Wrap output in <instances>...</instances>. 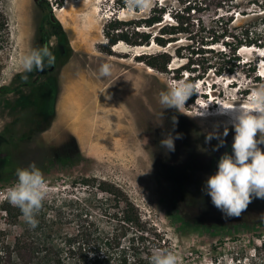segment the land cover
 I'll use <instances>...</instances> for the list:
<instances>
[{"label":"rangeland","instance_id":"1","mask_svg":"<svg viewBox=\"0 0 264 264\" xmlns=\"http://www.w3.org/2000/svg\"><path fill=\"white\" fill-rule=\"evenodd\" d=\"M156 1L185 9L264 0H151L150 7L132 13L125 0H0L9 22V42L0 52V88H6L0 94V230L10 242L27 223L21 217L13 225L3 210L13 206L7 190L17 181V169L35 165L50 189L39 212L48 207L65 232L73 230L70 215L77 207L96 204L94 185L106 181L124 190L143 220L165 234L179 264H229L243 248L250 253L261 245L264 210L255 206L264 199L253 196L240 216H228L212 204L205 182L232 151L234 122L224 113L235 110L225 108L245 104L263 82L243 74L211 75L198 82L195 99L181 113L159 103L180 60L169 73H159L138 60L160 50L156 46L120 42L111 55L101 50L112 17H145ZM43 48L54 63L45 60L42 68L26 71L21 58ZM241 53L264 64L263 50ZM102 63L115 67L112 77H99ZM257 74L264 79L258 67ZM168 135L175 151L160 146ZM258 147L264 150V144Z\"/></svg>","mask_w":264,"mask_h":264},{"label":"trees","instance_id":"2","mask_svg":"<svg viewBox=\"0 0 264 264\" xmlns=\"http://www.w3.org/2000/svg\"><path fill=\"white\" fill-rule=\"evenodd\" d=\"M209 6L174 9L156 1L145 17H112L104 26L101 50L111 55L120 42L138 49L156 46L160 50L139 56V62L169 73L178 59L181 64L171 70L175 80L186 76L185 80L205 82L211 75L243 74L252 83L264 84L257 74L258 59H245L241 53L245 48L264 51V1H210ZM8 42L9 22L0 9V52ZM94 188L96 204H79L70 215L71 232L56 223L59 216L48 207L35 217L38 223H27L13 242L0 230V264H150L152 249L172 251L165 234L143 220L124 190L106 181ZM3 210L17 225L20 209L9 205ZM231 264H264V240L250 253L243 248Z\"/></svg>","mask_w":264,"mask_h":264},{"label":"clouds","instance_id":"3","mask_svg":"<svg viewBox=\"0 0 264 264\" xmlns=\"http://www.w3.org/2000/svg\"><path fill=\"white\" fill-rule=\"evenodd\" d=\"M125 5L129 13L143 11L150 7L151 0H125ZM45 60L54 63L55 57L47 48L35 49L21 58V64L26 71H31L33 67L42 68ZM114 71L113 65L102 63L98 75L110 78ZM258 71H264V64L258 66ZM198 87V82L171 80L167 90L159 93V103L164 109L175 108L181 112L186 101L198 93ZM225 109L237 113L233 124L235 135L232 152L220 157L216 173L205 182V191L216 208L228 216H240L253 196L264 199V150L258 147L264 144V86L252 89L245 104ZM176 138H180L179 134ZM160 146L167 151H175L174 138L166 136L160 141ZM16 176V183L7 190L8 201L18 207L25 222L34 227L38 223L36 214L50 189L41 170L35 165L17 169ZM149 260L150 264H179L173 251L160 248L152 249Z\"/></svg>","mask_w":264,"mask_h":264},{"label":"bare ground","instance_id":"4","mask_svg":"<svg viewBox=\"0 0 264 264\" xmlns=\"http://www.w3.org/2000/svg\"><path fill=\"white\" fill-rule=\"evenodd\" d=\"M245 50H251V49L250 48H248V49L245 48V49L241 50V52L245 51ZM221 113H223V112H218V114H221ZM224 114L228 115L230 118H232L233 122H235V117L237 115L236 111L230 112V113H224Z\"/></svg>","mask_w":264,"mask_h":264},{"label":"flooded vegetation","instance_id":"5","mask_svg":"<svg viewBox=\"0 0 264 264\" xmlns=\"http://www.w3.org/2000/svg\"><path fill=\"white\" fill-rule=\"evenodd\" d=\"M40 1H41V0H39L38 2H40ZM52 21L55 22L54 19H52ZM53 68H54V67H51L50 70H53ZM231 152H232V151L225 152V153L231 154ZM258 207H259V208H262V210H264V204H263V205H257V206H255V208H258Z\"/></svg>","mask_w":264,"mask_h":264},{"label":"water","instance_id":"6","mask_svg":"<svg viewBox=\"0 0 264 264\" xmlns=\"http://www.w3.org/2000/svg\"><path fill=\"white\" fill-rule=\"evenodd\" d=\"M35 2H38L39 0H34Z\"/></svg>","mask_w":264,"mask_h":264}]
</instances>
